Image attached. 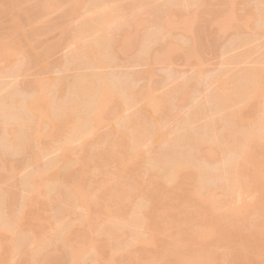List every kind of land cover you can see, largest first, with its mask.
<instances>
[{
  "label": "bare ground",
  "instance_id": "obj_1",
  "mask_svg": "<svg viewBox=\"0 0 264 264\" xmlns=\"http://www.w3.org/2000/svg\"><path fill=\"white\" fill-rule=\"evenodd\" d=\"M53 1H39L35 9L22 6L12 19L18 21L23 13L29 14L37 25L32 29L35 37L43 26L42 31L51 27L38 21L36 12H48ZM174 1L166 0L162 5L150 0L63 1L66 17L79 9L85 11L83 21L73 30L68 21L52 27L63 34L55 44L71 31L70 41L76 48L68 54V64L77 59L81 68L93 71L75 76V85H68L73 87L67 93L70 97H66L64 87L59 89L64 94L56 97L58 90L53 87H58V80L40 76L31 85L29 99L17 95L16 85L0 99L11 110L15 107L8 111L5 105L3 144L10 148V154L25 153L27 159L21 162L33 166L19 181L24 186L19 188L27 193L22 190L20 208L8 206L2 212L0 206V251L6 253L0 254V264L16 263L15 256H19L17 263L44 264L54 254L60 255L63 264H213L215 259L219 264H246L250 259L264 264V51L258 52L250 66L231 68L226 76L217 74L211 81L206 77L211 82L206 105L200 101L190 105L193 108L178 114L181 125L167 131L160 124L173 110L187 106L186 88L192 93L196 90L193 82L207 75L201 49L209 37L198 42L199 49V35L193 26L175 20L174 6L183 4L189 12L195 5H214L206 0H180L176 5ZM217 2H222L219 9H207V23L231 31L233 37L242 36L245 27L251 29L252 37H258L259 28L264 26V0H257L254 11L240 15L231 13L235 0ZM198 12V8L193 9L194 17ZM177 23L187 31L188 43L193 40L184 56L197 67L198 79L165 84L161 90L154 81L153 68L136 73L133 80V75L127 80L125 73L112 77L101 69L111 65L117 55H126L141 32L146 37L143 35L139 52L145 63L152 58L172 64L173 53L184 49L168 35ZM125 27L134 29V34L119 41V31ZM123 33L129 34L127 30ZM2 35L0 77L22 64L24 49L11 40V34ZM161 40H165L163 44L152 48L151 44ZM15 45L20 50L13 49ZM253 48L246 45L234 60H244ZM43 51L34 54L38 62L43 60ZM147 75L150 78L145 81ZM133 107L138 109L127 113ZM215 113L217 120L212 117ZM105 122L110 127L99 133L100 124ZM105 147L110 148L101 153ZM50 151H59L57 158L40 164ZM11 158L9 170L15 173L20 160ZM216 159L220 161L214 162ZM4 160L1 164L0 158L2 169L6 167ZM137 161L140 169L123 179L124 171ZM111 162L115 169L109 170ZM58 163L59 169H53ZM91 174L93 179H87ZM70 178L76 188L74 203L45 218L39 198L45 197L44 204H48L59 190V181ZM181 184L183 198L177 194ZM162 189L167 193L157 194ZM72 208L83 210L76 220L70 217ZM92 211L95 221L89 219ZM95 212H109L110 217L100 221ZM166 230L171 231L169 240L158 235ZM230 231L232 239L227 236ZM26 235L31 236L24 238ZM231 240L235 245L210 249Z\"/></svg>",
  "mask_w": 264,
  "mask_h": 264
},
{
  "label": "rangeland",
  "instance_id": "obj_2",
  "mask_svg": "<svg viewBox=\"0 0 264 264\" xmlns=\"http://www.w3.org/2000/svg\"><path fill=\"white\" fill-rule=\"evenodd\" d=\"M42 2V3H50V0H0V16H1V20H0V37H2V34H6L9 33L12 35L11 40L13 39L14 41H18V43H20V46L23 47L24 49L21 51V57L23 59L22 64L19 65L18 67L12 69L11 71H7L6 74H4V76L0 77V81L2 82L0 84V99L3 95H5L8 90L12 87H15L14 90L16 91L17 95L18 93H20L22 99L26 97L28 98L31 93L28 92H32V86H34V82L35 80H39V77L41 76V78H53L58 80V87L56 88L55 86L53 87L55 90H58V95H56V97L59 96L60 93L64 94V91H66V94L68 92H70V90L73 88L72 86L75 85V80L77 74L78 76L80 75V72L82 71H87V72H91L93 70H91L90 68H87L85 66V68H81L80 66V62L78 63V60L73 61L72 63L68 64L70 61L69 59L66 60V58H68L67 56H69L68 54H70L75 48L76 45H73L70 41V37L72 36V32L71 31H67L65 37L62 36L63 40H59L57 44H55L60 36H61V31L57 30L55 28H52L55 26V24L60 23L61 21H68L71 24V29L73 30L74 28L78 27L81 22L83 21L82 19V14L85 10H81L80 9L76 12H73L70 16L66 17L65 15V9L63 8V4L65 2H67L68 0H54L52 3L53 5L50 7L51 9L48 12H44V14H42V11L36 12L35 16L39 17L38 21H43V24L49 25L51 27H49L47 29V26H45V29L42 31V29L39 32V34L37 36L34 37V34L36 35V33L32 32V29L34 26L35 22H31V20L29 18L30 15L29 14H24L22 16H20V20L18 21H14L12 19V14L18 12V10L20 9V7H33L34 9L36 8V4L38 2ZM174 1V0H173ZM209 1L211 3H214V5L210 6L209 4H204L207 5L206 7L203 5L201 7H199L198 5L193 6V9L198 8L199 12L197 14L196 17H194L193 14V9L191 11H186L184 9H186L185 7L183 8V6L181 7V5L183 4H177L178 2H180V0L174 1L176 3H174L175 5H179L181 8L174 6V14H176L175 16V20L177 22H182V24L185 22V24L188 23L189 26H193V30L199 35L197 40V44L199 45L201 42L200 40L203 38H206V36L209 37L208 42L205 44H203L205 47V49H201L202 51V56L205 62V69L204 72L206 71L207 75L205 76V79H203L201 75V78L203 80L201 81H194L193 84H195V88L196 90L193 91L192 93L188 92L187 88H186V97H187V106L183 105L178 109H175L171 112V117L168 118V120H165V122H163V125L160 124V126H163L164 128H166L167 131H173L175 130V128L179 127L181 125V121L179 120L178 114H184L186 113L188 110H190V105H196L198 101L202 102V105H206L207 102V97L208 95L207 92L209 91V89H211L210 85L211 82L209 83L208 80H206L208 77L212 79V77L214 78V75H219V74H223L224 76H226L230 71L231 68H236V67H247L252 65L253 60L255 59L256 55L258 54V52L264 51V26L262 25L259 28V35L258 37H256L257 35H255V37L251 35V29L250 28H243L242 30V36H236L233 37L231 31L226 32L224 30H221L219 27H217V25L215 24H210L207 23L204 19H205V15L207 17V13L209 8H214V9H219L218 7H220L219 5H221V3L219 2V4H217V0H206V2ZM221 1V0H220ZM39 2V3H40ZM151 3H155L158 5H162L166 2V0H150ZM216 2V4H215ZM13 3V4H11ZM181 3V2H180ZM257 3V0H235L233 7L231 8V13L234 14H244L246 13V10L248 11H254L255 10V5ZM230 12V11H229ZM228 12V13H229ZM244 12V13H243ZM33 18V17H32ZM60 21V22H59ZM19 25V26H17ZM177 25H179V23H177ZM175 26L174 28L169 30V38L177 41L179 43H181L184 47V49H179L177 51H175L173 53V58H172V64L171 62H155L152 58H149L148 62L149 64L145 63L144 61V55L143 53L141 54V52H139V49L141 47L142 41L143 39H145V35L142 34L143 32H141V34H139L138 38L136 36V41L135 43L132 45V47L128 50L129 52L126 53V55L124 54H119L117 55V59L114 60L111 65L107 66L106 68H101L103 70H107V73H110L109 76L113 75H122V73H125V75L127 76V80H133L134 79V75L136 73L141 74L142 72H145L148 68H153L155 70L156 75L154 76V81L157 85L158 88H160L161 90H163V85L167 84V85H175V84H179V82L182 83V81L184 80V82L186 83L187 80L186 79H192L194 80L195 78H197V74H198V70L197 67L195 66V64L192 61H187V59L185 58V51H186V47H189L188 45L191 43H193V40L191 39L190 42L188 43V38L187 36V31L183 29V27L181 25L179 26ZM22 27L21 30L19 29V27ZM181 26V27H180ZM17 27V28H16ZM17 29L19 30L18 32ZM51 29V30H49ZM16 30V31H15ZM49 30V31H47ZM129 33L128 35H125V33H123L124 31H126ZM16 32V34H15ZM25 32V33H24ZM29 32V34H28ZM32 32V33H31ZM194 32L195 36H197V34ZM29 35V37H26L27 34ZM34 33V34H33ZM134 34V29H129L127 27L121 29L119 31V41H122L125 38H128L130 36H132ZM8 35V34H7ZM25 35V36H24ZM27 35V36H28ZM33 35V36H31ZM63 35V34H62ZM145 37H144V36ZM5 36V35H4ZM4 36L2 38H4ZM10 36V35H9ZM185 36V37H184ZM144 37V38H143ZM61 38V37H60ZM143 38V39H142ZM190 38V37H189ZM188 39V40H187ZM211 39V40H210ZM10 40V39H9ZM187 40V41H186ZM61 41V42H60ZM165 40H161L159 42L153 43L152 48H157L158 44H163ZM186 41V42H185ZM202 41V40H201ZM196 42V41H195ZM200 42V43H198ZM203 42V41H202ZM205 42V41H204ZM203 42V43H204ZM55 45H54V44ZM251 44L254 48L252 49V51H250L251 53L249 54V56L247 58H245L244 60H237L235 61V57L243 52L245 50V46ZM17 45V43H16ZM15 45V46H16ZM51 45L56 46V47H52ZM44 46H49L50 48H45ZM160 46V45H159ZM191 46V45H190ZM44 47V48H42ZM202 48L201 45L198 46V48ZM15 50H20L17 46L16 47H12ZM199 48V49H200ZM22 49V48H21ZM43 49L45 51H43ZM43 51V55L40 54V56H43V60H41L40 62L37 61V59H35L34 54H38L36 53L37 51L40 52ZM1 51V50H0ZM14 58L11 57V60H13ZM234 60V61H233ZM82 61V60H81ZM77 63L79 64V66L77 65ZM82 63V62H81ZM0 65L2 66V63H0ZM84 65V64H83ZM170 68L174 69V71H171L170 68L169 70L166 69L168 68V66H171ZM264 65V64H263ZM82 69V70H81ZM84 69V70H83ZM170 71V72H169ZM11 72V73H9ZM141 72V73H140ZM112 73V75H111ZM133 75L131 77V79H129L130 75ZM138 74H136L138 76ZM125 76V77H126ZM170 76V77H168ZM197 76V77H196ZM163 77H167L166 80L164 82H160V79H162ZM194 77V78H193ZM207 77V78H206ZM216 77V76H215ZM38 78V79H37ZM78 78V77H77ZM136 78V77H135ZM138 78V77H137ZM136 78V79H137ZM145 81H148L150 78V75H147L146 77H144ZM199 77V80L201 79ZM75 79V80H74ZM198 79V78H197ZM74 80V82H73ZM211 81V80H210ZM143 82V80L141 81ZM69 83H71L72 86H68ZM138 83V82H137ZM135 84V83H134ZM184 84V83H182ZM188 84L191 85V81L188 80ZM32 85V86H31ZM188 85V86H189ZM11 86V87H10ZM64 87V91H59V89ZM210 87V88H209ZM213 88V86H212ZM32 89V90H31ZM69 90V91H68ZM160 90V91H161ZM211 91V90H210ZM210 91L208 93H210ZM71 93V92H70ZM18 95V96H20ZM62 95V94H60ZM71 94H67L66 97H70L68 96ZM206 95V97H205ZM65 96V95H63ZM73 96V95H72ZM196 97V98H195ZM30 98V97H29ZM28 98V99H29ZM58 100V99H57ZM60 102L62 101V99H59ZM199 102V103H200ZM205 102V103H204ZM7 103V102H6ZM5 105L9 106L8 111H14L13 109L15 107L12 108L11 110V106L7 103ZM196 103V104H195ZM1 104V103H0ZM4 104L0 105V158H1V164H3V160L5 161L4 164L6 165V167L4 169H2L1 165H0V193L2 192V196L0 199V206H1V211L4 212V208H6V210L8 209L7 207H17L18 209L21 206V194H23L22 190L24 189H20L19 187H24L21 184L19 185V183L23 180H21V178L23 177V175L25 174L24 172H28L29 170H31L33 168V166H29L28 164V168H25L27 165H24L21 161L24 160L26 158V154L25 153H15L14 155L10 152V148L8 146H5L3 144V132L1 131V127L3 128L4 126L2 124H4V111L7 110L8 108H6ZM3 106V107H2ZM138 107V106H137ZM135 107L136 109H141V105L140 107ZM134 107L131 108L129 111H127V113H132L134 111H136ZM193 108V107H192ZM19 110V108H16V111ZM21 110V108H20ZM22 111L24 112V110L22 109ZM18 112V111H17ZM20 114L21 111H19ZM13 113V112H11ZM15 113V112H14ZM26 115L28 113H25ZM177 115V116H176ZM106 116V115H105ZM104 116V117H105ZM214 119H219V115L217 113H215L212 116ZM4 120V121H3ZM2 125V126H1ZM110 126L105 122L103 124H100L99 126V133H103L105 130H107ZM159 128V125L157 127V129ZM4 129V128H3ZM110 147H105L104 150H101V153L106 152ZM103 149V148H102ZM59 151H50V152H46L45 156L42 157L41 161L39 162L40 164L57 158ZM9 155H11V157H13V159L15 158L17 161H19V163H16V172L15 173H10L9 170V166H10V159L11 157H9ZM3 157V158H2ZM262 158V157H261ZM12 159V158H11ZM27 159V158H26ZM264 160V155L263 158ZM140 163L142 161L139 160ZM218 161H220L218 159ZM217 159L214 162H218ZM138 161L136 163V165H130L128 167V169H126V171H124L122 178L126 179L129 178L131 174L137 172L138 169H140L139 167L141 166ZM140 164V166H139ZM216 164V163H214ZM59 163L55 165V167L53 169H59ZM115 169L114 164L111 162L110 166H109V170ZM93 176L92 174L87 178V179H91ZM101 176H99L100 178ZM96 178V177H95ZM96 178V179H99ZM93 179V178H92ZM150 178H147V180ZM21 180V181H20ZM20 181V182H19ZM48 181H46L45 183H47ZM19 185V186H18ZM59 190L57 192H54L52 197L53 199H51V201L48 204H44L46 202V198L45 197H41L39 198L38 201L43 202L42 209L43 210V216L45 218H48L50 215L55 214V212L61 208H65V207H70L73 203H74V198H75V187L74 184L72 182V179H68V180H64V181H59ZM180 187L177 189V194L180 196V198H183L184 196V190L182 189V184L179 185ZM7 192H5V191ZM75 190V191H74ZM157 194H163L165 195L167 193V191L165 189L157 190ZM24 193H26V191L24 190ZM12 194V195H11ZM14 194V195H13ZM24 195V194H23ZM257 196V194L255 195ZM20 199V202L18 201ZM250 199V198H249ZM254 199L253 197L251 198V200ZM9 207V208H10ZM199 207V210L202 211V207L200 206H196ZM83 210L81 208H72L70 210V217L72 220H76L80 213ZM126 214H124L123 216H125ZM94 216L98 217V220H103L105 218H109L110 217V213L109 212H103V213H94ZM202 216L201 215L198 217L200 218ZM90 221H95L93 218V211L90 214ZM47 224V221L45 222ZM89 225V224H87ZM28 226V225H26ZM88 230L93 229V226H87ZM170 234L171 231L166 230L163 233L160 232L158 235L159 236H164L166 237L168 240L170 239ZM31 235H26L25 237H29ZM227 236L229 237V239H232L234 237L233 232H228ZM213 243V242H212ZM231 245H235V240H231L229 242H226L224 244H221L220 246L215 245H211L210 249H215L216 247L220 250L225 249V247L227 246H231ZM137 248L140 247V245L136 246ZM152 246H148V251H152ZM0 254L3 256H6V253L4 251H0ZM60 255H53V257H49L46 259V261H44V264H63V262L61 261ZM16 259V263L14 264H23V261L21 263V261L19 263H17V259L19 258V256H15L14 257ZM106 258V257H105ZM14 259V260H15ZM117 259L119 261H123L124 258H121L120 256H117ZM169 261V259H168ZM168 261L166 263H168ZM88 263H92V262H88ZM256 263V262H255ZM4 264H7V262L5 261ZM213 264H219V260L215 259L213 261ZM246 264H254V262L250 259L246 262ZM258 264V263H257Z\"/></svg>",
  "mask_w": 264,
  "mask_h": 264
}]
</instances>
